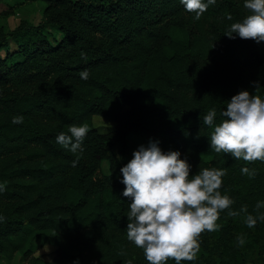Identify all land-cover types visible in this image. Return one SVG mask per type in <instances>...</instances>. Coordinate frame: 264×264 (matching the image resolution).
<instances>
[{"label":"trees","instance_id":"trees-1","mask_svg":"<svg viewBox=\"0 0 264 264\" xmlns=\"http://www.w3.org/2000/svg\"><path fill=\"white\" fill-rule=\"evenodd\" d=\"M43 1L37 23L0 28V257L17 251L23 264H149L127 240L130 200L120 169L132 159L130 131L146 145L158 140L163 151H179L192 175L226 169L222 195L235 200L232 210L246 205L255 215L264 162L210 148L232 96L247 90L264 99V42L225 35L250 14L245 0H216L199 20L180 0ZM210 109L217 112L211 127L203 123ZM16 116L23 123H12ZM94 117L112 126L100 128ZM73 124L90 129L82 154L57 142ZM244 167L256 176L242 174ZM245 219L222 211L221 228L198 238L197 259L180 264L264 263V221L249 228ZM36 237L53 245L49 257L34 253Z\"/></svg>","mask_w":264,"mask_h":264},{"label":"clouds","instance_id":"clouds-1","mask_svg":"<svg viewBox=\"0 0 264 264\" xmlns=\"http://www.w3.org/2000/svg\"><path fill=\"white\" fill-rule=\"evenodd\" d=\"M185 10L195 14L199 20L209 5L216 0H180ZM244 8L250 14L242 22L230 25L225 34L229 39H251L257 44L264 42V0H245ZM232 19L231 15L227 17ZM81 58L87 55L81 52ZM87 80L89 73H80ZM255 91L260 88L258 81L253 82ZM219 125L214 126L210 137V148L216 153L231 154L234 159L245 162H264V99L247 90H240L227 101L226 110L220 114ZM217 116L215 109H210L203 118V123L214 125ZM22 116L13 117L12 123H23ZM90 131L87 124L69 126L68 133L61 132L57 142L73 154L83 153L82 141ZM158 140H150L140 145L132 154V159L120 172L125 186L123 197L130 200L127 215V240L143 249L149 264H165L174 259L176 264L183 261H195L200 251L198 238L204 231L215 232L221 228L217 224L220 214L228 210L229 217L240 213L246 214L247 227L253 228L258 221H264V202L255 205V215L248 213L246 205L239 211L232 210L235 200L219 190L226 169L202 168L191 174L192 165L187 159H181L179 151H163ZM73 161V166L78 162ZM242 174L254 178L255 169L244 167ZM0 186V191H3ZM0 219H3L0 217ZM237 243L243 246L242 235L237 236ZM123 255V253H121ZM76 264V262H74ZM127 264H132L129 260Z\"/></svg>","mask_w":264,"mask_h":264},{"label":"rangeland","instance_id":"rangeland-1","mask_svg":"<svg viewBox=\"0 0 264 264\" xmlns=\"http://www.w3.org/2000/svg\"><path fill=\"white\" fill-rule=\"evenodd\" d=\"M44 7L43 0H0V28H8L13 26L19 19H24L27 22L37 23L42 17V10ZM52 34L57 36V32L48 33L50 37ZM2 51L0 50V53ZM94 122L100 128L109 129L112 124L104 121L101 118L94 117ZM114 125V124H113ZM126 143L128 152L132 156L133 152L138 149L140 145H145L146 142L135 131H130L126 135ZM101 169L106 170V163L101 162ZM32 247L35 248L34 253L44 257H49L52 253L53 245L40 244V238L36 237L32 242ZM253 264H264L262 261H257L255 258L252 260ZM0 264H23L21 254L15 251L10 259L0 257ZM250 264V263H248Z\"/></svg>","mask_w":264,"mask_h":264}]
</instances>
